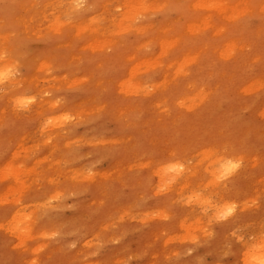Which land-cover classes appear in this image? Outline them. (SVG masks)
I'll return each mask as SVG.
<instances>
[{
	"label": "clouds",
	"instance_id": "9594fccd",
	"mask_svg": "<svg viewBox=\"0 0 264 264\" xmlns=\"http://www.w3.org/2000/svg\"><path fill=\"white\" fill-rule=\"evenodd\" d=\"M0 264H264V0H0Z\"/></svg>",
	"mask_w": 264,
	"mask_h": 264
},
{
	"label": "rangeland",
	"instance_id": "374dc122",
	"mask_svg": "<svg viewBox=\"0 0 264 264\" xmlns=\"http://www.w3.org/2000/svg\"><path fill=\"white\" fill-rule=\"evenodd\" d=\"M193 97H194V99L196 100V96H195V94H194L192 97H190V99H191L193 102H195V100L193 99Z\"/></svg>",
	"mask_w": 264,
	"mask_h": 264
},
{
	"label": "bare ground",
	"instance_id": "6f19581e",
	"mask_svg": "<svg viewBox=\"0 0 264 264\" xmlns=\"http://www.w3.org/2000/svg\"><path fill=\"white\" fill-rule=\"evenodd\" d=\"M196 96V95H195ZM193 99H194V97H193ZM195 100V99H194Z\"/></svg>",
	"mask_w": 264,
	"mask_h": 264
}]
</instances>
